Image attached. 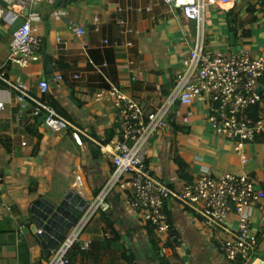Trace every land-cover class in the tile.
Wrapping results in <instances>:
<instances>
[{
  "label": "crops",
  "instance_id": "crops-1",
  "mask_svg": "<svg viewBox=\"0 0 264 264\" xmlns=\"http://www.w3.org/2000/svg\"><path fill=\"white\" fill-rule=\"evenodd\" d=\"M70 2L62 0L57 7V0L55 5L43 2L31 7L42 16L38 23V35L42 40L40 61L33 65L30 74L11 69L8 78L26 83L33 94H41L39 82L48 80V92L66 109L68 117H65L103 142L109 130H117V124L111 105L93 101V95L99 90L117 85L147 102L156 97V87L160 85L167 95L174 81V88L177 85L183 58L197 45L204 46L206 51L239 47L250 50L253 56H264V0L238 3L234 0L225 6L209 4L207 0L200 17L195 20L182 9H172L165 0ZM0 8L5 9L6 17L0 21V70H4L10 66L15 25L10 24L7 6L0 4ZM55 8H63L68 16L56 21L52 16ZM70 20L87 27V53L65 48V44L73 45L76 40L67 26ZM242 25L244 29L240 30ZM58 37L63 43H58ZM103 39H109L110 43L105 44ZM129 42L132 45H128ZM48 57L53 59L54 70L50 73L47 72ZM92 60L108 66L99 73L93 68ZM58 62L75 70L85 62L87 69L82 80L75 81L72 77L70 81L57 80L56 76L62 74L55 70ZM137 74L142 75V82L132 80ZM0 81L5 84L0 87V102L5 104L0 111V264H24L21 259L23 242L31 250L29 264H37L42 259L39 264L50 261L54 251L45 250L32 231V205L39 199H58L73 188L76 172L84 175L85 199L90 204L111 188L104 209L113 225L106 226L101 235L90 234L85 229L83 241H90L91 247L84 251L78 246L72 251H77L79 256L75 264H232L219 241L210 237L205 218L187 206L171 203L167 210L173 223L172 243L163 260L155 248L158 235L151 232L146 212L134 210L127 203L130 196L127 181L112 186L116 166L89 137L76 136L71 128L54 132L45 122L40 127L44 136L38 156L32 155L33 145L25 147L22 144L16 151L17 163L9 165L7 152L2 150L3 142L19 134H23L26 141L25 133L31 124L30 110L34 109L33 106L22 109L16 101V91ZM260 93L259 115L264 113V78ZM187 111L193 114L191 123L170 119L169 125L150 139L148 162L156 176L171 189L181 191L202 175L221 177L247 172L264 189V136L247 145V150H256V155L244 161L233 154V141L214 133L207 104L196 103ZM32 180L39 183L37 193L32 191ZM16 209L19 214L15 213ZM251 215L254 230L261 238V251L264 249V209L256 207ZM238 224L237 217L230 216L229 225L237 229ZM21 226L25 227L23 236L19 234ZM93 244L95 251L88 261ZM123 251L132 256L131 262L121 259ZM44 256L50 258L44 260Z\"/></svg>",
  "mask_w": 264,
  "mask_h": 264
},
{
  "label": "built area",
  "instance_id": "built-area-1",
  "mask_svg": "<svg viewBox=\"0 0 264 264\" xmlns=\"http://www.w3.org/2000/svg\"><path fill=\"white\" fill-rule=\"evenodd\" d=\"M10 10V24L15 25L11 69L18 73L30 74L33 65L40 61L42 40L38 35V23L42 21L39 12L31 7L43 2L52 5L57 0H3ZM174 10L182 9L190 19H198L207 0H165ZM234 0H208L209 4L227 5ZM243 0H236L242 2ZM57 21L68 16L63 8L52 12ZM6 19L5 9L0 8V21ZM67 26L75 34L73 45L65 48L87 53L89 48L88 29L70 20ZM240 30L244 26L239 27ZM99 31V28H96ZM109 44V39H103ZM58 43H63L58 37ZM132 45V42L127 43ZM133 60V55H129ZM93 68L103 73L108 64L91 61ZM87 64L80 63L73 74V79L83 78ZM63 80L62 74L56 76ZM264 78V56H253L250 50L231 48L228 51H206L204 46L190 48L182 61L177 85L169 95L163 93L157 85L156 97L145 102L128 94L122 87L113 85L99 90L92 97L95 103L111 105L116 114L117 134L109 143L89 135L71 120L61 115L56 109L36 97L26 83H17L0 70V80L16 91V101L22 109L33 106L34 115L44 110L47 112L46 124L54 132L73 129L74 135L83 134L100 147L107 159L116 166L111 185L127 181L130 190L128 205L134 210H144L148 225L160 238L165 255L172 241L173 224L168 215V204H182L205 218L210 229V237L219 241L221 249L232 264H249L257 258L261 241L254 230L251 212L256 207L264 209V189L247 172L230 173L221 177L202 175L193 184L181 191H175L164 184L155 174L148 162L149 142L153 135L169 125V120H183L189 124L192 113L187 108L196 103L207 104L210 109V124L214 133L234 142L233 154L244 161L256 155V150H247V145L264 136V113L257 119L252 117V109L262 101L260 84ZM134 82H142L141 74L132 77ZM42 92L48 91V80H40ZM179 104V105H177ZM5 104L0 102V111ZM185 112V113H184ZM23 146H28L23 142ZM85 198L86 185L82 172H76L73 187ZM105 194L92 200L87 213L73 227L69 234L59 242L53 257L46 264H71V252L81 247L87 250L90 241H83L84 231L91 219L104 206ZM238 219V228L229 225L230 216ZM43 231H40L42 233ZM20 236L25 235L21 226Z\"/></svg>",
  "mask_w": 264,
  "mask_h": 264
},
{
  "label": "trees",
  "instance_id": "trees-1",
  "mask_svg": "<svg viewBox=\"0 0 264 264\" xmlns=\"http://www.w3.org/2000/svg\"><path fill=\"white\" fill-rule=\"evenodd\" d=\"M10 70H11V66H8V68L4 69L7 77H9V71ZM55 70L58 73H62L64 75V78L67 79V81H70V77L73 78V74L76 71L75 69L68 67V65L64 64L63 62H58ZM3 86H5V84L0 81V87H3ZM174 86H175V81L172 84V86L170 87L171 90L166 91L167 95H169L171 93ZM34 94L36 95V97L41 99V101H43L44 103L48 104L49 106L55 108L61 115L68 117L66 109L62 106L61 102L52 93L45 91V92H41V94H39V93H34ZM254 110H255L253 113L255 115L254 118L257 119L259 117L260 110L258 109L257 106H255ZM33 114H34V110H30L31 124H29L28 131L25 133V140H26L27 144L34 146V149L32 151V155L34 157H36L40 153V150L42 147V141H43L44 135L42 132H40V127L43 126L46 122L47 112L43 110L40 113V115H38V116H32ZM253 114H252V116H253ZM116 132H117L116 128L109 130L107 138L104 140V142L109 143L111 140H113L114 137L116 136ZM6 139L7 140H5L3 142L4 146H2V148H3L2 150L7 152L8 164L12 165L14 163H17V161H18V153L16 151L21 148L23 141H24V136H23V134H19L15 138L7 137ZM32 186H33L32 191L34 193H37L39 183L36 180H32ZM15 213L19 214V210L16 209ZM112 222L113 221L111 219V216L106 212V210L104 209V206H102L99 208L97 214H95V216L91 219V221L87 225L86 231L89 232L90 234H93V235H101V234L105 233L106 226H110V225L112 226L113 225ZM150 229H151L152 233H155V231L151 227H150ZM260 241H261V238H260ZM171 243L172 242H170L168 245L170 246ZM155 248L159 251L161 258L163 260H165V258L167 256L162 251L159 237L156 240ZM93 251H95V244L92 245V251H90L89 255L87 256L88 261L93 256ZM121 255H122L121 259H125V260L127 259V261H129V262L132 261V256L128 255L126 252H124V251L121 252ZM30 257H31L30 247L26 242H23V244L21 245V259H22L23 263L29 264ZM43 258H44V260H48L50 257L44 256ZM78 260H79V256H78L77 251L72 252L71 263L75 264V263H77ZM42 262H43V259L41 261H39V263H42ZM39 263H37V264H39ZM238 264H243V263L240 262Z\"/></svg>",
  "mask_w": 264,
  "mask_h": 264
},
{
  "label": "water",
  "instance_id": "water-1",
  "mask_svg": "<svg viewBox=\"0 0 264 264\" xmlns=\"http://www.w3.org/2000/svg\"><path fill=\"white\" fill-rule=\"evenodd\" d=\"M79 0H71L70 3ZM62 0H58L57 7ZM0 4L7 6L0 0ZM53 59L47 58V72H53ZM90 202L80 195L74 188L64 192L58 199H39L32 205L33 225L32 231L37 235L45 250L55 251L73 227L84 216ZM40 231H43L40 233ZM249 264H264V249L257 258Z\"/></svg>",
  "mask_w": 264,
  "mask_h": 264
},
{
  "label": "rangeland",
  "instance_id": "rangeland-1",
  "mask_svg": "<svg viewBox=\"0 0 264 264\" xmlns=\"http://www.w3.org/2000/svg\"><path fill=\"white\" fill-rule=\"evenodd\" d=\"M192 121V120H191ZM191 123V122H190ZM225 139V138H224Z\"/></svg>",
  "mask_w": 264,
  "mask_h": 264
}]
</instances>
